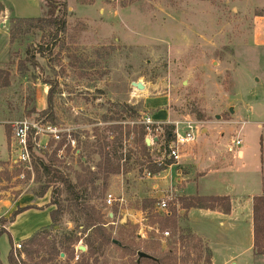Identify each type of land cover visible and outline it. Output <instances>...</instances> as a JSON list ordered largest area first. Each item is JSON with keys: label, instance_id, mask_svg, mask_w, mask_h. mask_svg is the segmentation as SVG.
I'll return each mask as SVG.
<instances>
[{"label": "rangeland", "instance_id": "1", "mask_svg": "<svg viewBox=\"0 0 264 264\" xmlns=\"http://www.w3.org/2000/svg\"><path fill=\"white\" fill-rule=\"evenodd\" d=\"M55 1L67 3V32L42 56L39 48L52 44L48 30H12L20 17L42 16L45 0H0V230L17 202L60 205L58 225L51 223L39 232L34 244L13 239L14 246L22 244L17 256L21 264H75L88 250L79 245L87 247L85 239L95 235V230L85 231L83 224L72 221L73 196L64 184L43 195L46 182L39 159L33 158L31 165L17 160L14 124L40 118L36 85L45 83L50 89L52 84L56 119L45 118L70 131H63L59 141L42 137L44 147L34 150L35 155L72 179L80 198L100 210L106 229L125 245L141 246L160 257L177 247L179 264L190 250L186 264H205L196 261L191 250L193 210L189 220V209H183L179 196H169V218L157 202L143 210V200L134 197L132 187L146 173L142 142L135 133L144 125L145 111L135 106L136 117L131 118L122 103L132 105L126 102L127 90L137 89L130 87L131 80L149 84L152 95L169 96L177 116L197 122V139L207 153L226 158L227 171L241 168L250 177L264 176V0ZM56 13L62 15L63 6ZM29 49L39 66L27 61ZM201 115L204 120L198 119ZM203 127L209 132L200 134ZM149 134L146 129L145 139ZM238 137L245 154L233 160L231 142ZM108 151L118 156L113 164L120 163V168L107 176ZM258 188L252 190L262 192V186ZM109 193L123 202L108 206ZM67 236L78 241L70 244ZM37 249L40 252H34ZM10 250V235L0 234L3 264H9ZM94 258L96 264H127L135 257L109 244Z\"/></svg>", "mask_w": 264, "mask_h": 264}, {"label": "crops", "instance_id": "2", "mask_svg": "<svg viewBox=\"0 0 264 264\" xmlns=\"http://www.w3.org/2000/svg\"><path fill=\"white\" fill-rule=\"evenodd\" d=\"M133 81L140 80H131L130 87L133 86ZM36 87L38 109L44 110L48 105L49 88L45 83H37ZM127 92L130 96L126 102L141 107L144 113H150L163 126L178 125L179 128L186 129L190 124L192 128L198 130L197 122L189 119V116L181 119L175 114L168 95H152V88L149 84H146L144 90L133 88ZM207 122L198 123L204 125ZM208 132V128L203 127L200 134ZM195 136V141L182 149L180 161L171 164L156 175L146 171L145 176L139 178L137 185L132 187L134 197L137 195L140 200L151 198L158 203L172 194L177 197L229 196L232 210L228 214L219 209L197 207L189 209L188 218L193 210V228L189 227L210 248L212 253L210 264H264V254H256L254 250L253 224V198L264 194V176L250 177L241 168H232L227 171L226 158L207 153L204 143L197 139L198 134ZM148 146L152 158L155 160L163 158L164 153L160 142L156 144L149 142ZM244 154L243 151L242 158ZM231 158L236 160L232 156ZM247 178H249V183L246 182ZM259 185L262 186V192L252 190L257 189ZM249 187L253 192L246 191ZM16 204L26 206L18 202ZM44 204L35 203L34 205L39 208H30L21 212L15 221L9 224L7 230L15 241L28 239L41 228L52 223L53 206L47 207Z\"/></svg>", "mask_w": 264, "mask_h": 264}, {"label": "trees", "instance_id": "3", "mask_svg": "<svg viewBox=\"0 0 264 264\" xmlns=\"http://www.w3.org/2000/svg\"><path fill=\"white\" fill-rule=\"evenodd\" d=\"M46 6L43 9V15L39 17H20L15 20V28H13L12 32L14 34L24 31L26 29L30 28H38L39 30L46 31L48 30V36L51 40V46L50 47H41L37 51L40 54L45 55L46 51L51 52L52 49H54L57 44L60 41L61 36L67 32V19H66V12L68 10L67 3L64 1L63 3H59L55 0H45ZM63 6L64 13L62 15L57 14V10ZM33 48V47H32ZM28 59L30 63H33V66H39L38 63L35 60V55L32 53V50L29 49L27 52ZM51 84V83H49ZM52 91H53V85L51 84V87L49 89V97H48V106L46 109L41 111L39 114L41 117H46L50 121H54L56 119V114L54 111V104L52 99ZM122 105L128 110L130 114H133L131 118L136 117V112L134 110H137L135 106L129 105L127 103H122ZM200 120H204V116L201 115L198 117ZM137 127V126H135ZM175 132V126L174 125H167L165 127V137L166 141L169 142L173 134ZM140 140L142 142L141 144V150L143 155L146 157L145 162L143 163V169H145L150 174H159L160 172L167 169L171 164L175 163V161L171 158L165 159L162 163H159L157 160L153 159L150 151L149 146L146 142L145 135H146V129L144 125H140L139 132ZM109 146V144H107ZM30 148L31 153L33 155L34 159H39L41 162L39 163L45 177L46 185L43 189V195L46 194L51 188L55 190L56 184H64L67 190L69 191V194L73 196L72 199V208L76 212V219H73L72 221H76L80 224H83L85 231L87 230H95V235H89L85 239V243L87 245V253H84L80 258V260L76 261L75 264H96L97 259L92 258L95 256V254L102 249L106 245H114L118 249L122 250H128L131 255H133L135 258L132 259L131 262L127 264H179V256L177 253V247H170L166 253H164L163 256H158L155 253H152L150 251H144L140 247H134L130 245H125L122 243V240L116 239L112 232H109L105 227V222L103 221V215L95 206L90 205L87 201L84 199H81L79 196V191H77V187L75 183L70 179L69 177H66L63 171H60L59 169L53 167L52 163L45 162L43 157H38L35 155L33 151L32 142H30ZM106 158V166L104 167V172L108 176L110 174L118 173L120 168V163L113 164V159L117 158L118 156L112 155L108 152H106L105 155ZM122 155L120 156V160L122 159ZM128 159H131V155H128ZM35 160V161H36ZM115 163V162H114ZM84 200V201H82ZM180 202L183 203V209H190L193 207L197 208H207V209H219L223 213L228 214L232 210V202L231 198L229 196H218V195H212V196H195V197H180ZM253 224H254V250L256 254H264V194L256 195L253 198ZM156 201L151 198L143 199L142 201V209L146 210L150 207H153L155 205ZM56 205V208L51 210V219H52V227H56L58 225V222L60 220V214H61V207L58 205L56 201H50L45 206H53ZM30 208H39L37 205H26V206H18L15 210L12 211L10 217L8 219H4L2 221L3 227L0 230V234L8 233L10 235V243H11V250L9 252V264H21L20 261L17 259V257L14 254V241L11 236V233L7 230L5 227V224H11L15 221L18 214L21 212H24ZM167 218L172 216V212L168 211ZM175 236H177V231H179L178 226H175ZM42 230H46V227L41 228L39 231H37L34 235L29 237L27 240L29 242H33L36 240L39 232ZM178 238H174V243H177ZM193 238V239H192ZM189 241V244L192 245V249L196 253V261H204L205 264L211 263V250L206 245L203 240L196 236L193 233L192 237ZM68 240H70V244L72 242H77L78 238L73 239L72 236H67ZM193 240V242H192ZM195 240V241H194ZM98 242V245H97ZM183 244H186V239H183L181 241ZM187 245V247L189 246ZM27 254H33V251H26ZM34 252L38 253L40 250H35ZM140 252H144L147 254V256L141 257L139 255ZM186 256L184 259H180L183 264L188 263L191 260V253L190 250H187L185 252ZM55 255H60L59 251H55ZM74 254L72 255V258L74 259ZM92 260V261H91ZM0 264H3L0 258Z\"/></svg>", "mask_w": 264, "mask_h": 264}, {"label": "built area", "instance_id": "4", "mask_svg": "<svg viewBox=\"0 0 264 264\" xmlns=\"http://www.w3.org/2000/svg\"><path fill=\"white\" fill-rule=\"evenodd\" d=\"M142 123L150 133L148 135L150 142L153 144L160 142L161 147L164 146L165 148L163 149V158L157 160L159 163H162L166 158H171L175 162L180 161L182 157V149L185 146L192 144L196 139L194 130L197 129L192 128L190 124L186 129H181L178 127V125H176L172 139L167 142L162 123L154 119L150 113H145L144 117L142 118ZM63 131L69 132L70 129L64 130L57 124H54L48 121L45 117L41 116L39 119L25 118L21 121L15 122L13 137L16 142V150L19 152L17 160L23 164L31 165L33 161V155L31 153L30 142H32L33 151H36L37 149L44 147L42 144V137H48L54 141H59ZM68 136L69 142L75 146V139H73L69 133ZM230 152L234 159H240L243 157L241 138L238 137L236 140H232ZM168 199L169 197L163 198L157 203V208L159 211L168 213ZM123 200L124 199L115 197L113 193H109L106 196V204L108 206H113L116 204V202L121 204ZM164 233L166 235L170 234L169 231H165ZM21 248V242L15 243L14 254L16 257L18 256V252L21 250Z\"/></svg>", "mask_w": 264, "mask_h": 264}, {"label": "water", "instance_id": "5", "mask_svg": "<svg viewBox=\"0 0 264 264\" xmlns=\"http://www.w3.org/2000/svg\"><path fill=\"white\" fill-rule=\"evenodd\" d=\"M132 85H133L134 87H136L137 89H140V90H144V89L146 88V84H145L143 81H133V82H132ZM231 111H233V109H231ZM218 117H219V115H218ZM146 142H147V144H149V142H150V138H148V139L146 140ZM79 249H81L82 251H86V250H87V247H86L85 245H79ZM61 255L63 256V253H62ZM139 255H140L141 257H143V256H147V254L144 253V252H140Z\"/></svg>", "mask_w": 264, "mask_h": 264}]
</instances>
